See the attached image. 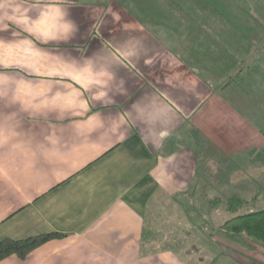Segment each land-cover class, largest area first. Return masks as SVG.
Returning a JSON list of instances; mask_svg holds the SVG:
<instances>
[{
	"label": "crops",
	"instance_id": "1",
	"mask_svg": "<svg viewBox=\"0 0 264 264\" xmlns=\"http://www.w3.org/2000/svg\"><path fill=\"white\" fill-rule=\"evenodd\" d=\"M128 1L69 0L78 25L70 41H37L28 66L0 65L25 82L24 99L49 102L25 111L0 101V238L64 234L0 264H161L165 250L181 264H264L258 242L249 248L245 239L221 233L233 242L222 243L217 234L188 230L184 239L193 243L184 247L170 237L173 221L164 220V209L171 218L193 214L201 155L250 153L260 142L234 99L241 83L255 87L256 59L264 62V41L256 50L260 41L246 12L252 8L225 9L222 2L215 25L200 18L179 27L145 24L139 17L149 9ZM0 36L11 38V30ZM105 68L116 73L112 103L95 99ZM141 98L167 114L139 121L129 110ZM249 109L254 114V102ZM163 128L169 135L161 139Z\"/></svg>",
	"mask_w": 264,
	"mask_h": 264
},
{
	"label": "clouds",
	"instance_id": "2",
	"mask_svg": "<svg viewBox=\"0 0 264 264\" xmlns=\"http://www.w3.org/2000/svg\"><path fill=\"white\" fill-rule=\"evenodd\" d=\"M74 3L69 0H0V33L11 30V38L0 36V65L4 68L28 66L27 54L33 51L37 41L48 44L50 42H68L78 31V25L71 18L70 8ZM131 55V53H130ZM96 56H86L87 61L93 60ZM79 60L80 57H72ZM101 79L95 83L100 86V91L96 93L95 99L103 101L107 99L114 102V97L110 96L109 88L116 78V73L111 68H105L100 73ZM7 85V89H5ZM28 93L23 80L16 79L12 73L0 71V101L5 102V106L11 104H21L25 111L30 109L39 110L48 101L34 102L32 99H24ZM56 112L60 117L58 110ZM139 121L148 123L152 120L159 121L162 115H166L167 109L157 110L143 101L137 100L129 110ZM169 135L167 128L159 131L161 139ZM160 247L159 244L156 245ZM161 264H181L178 256L171 250L158 253Z\"/></svg>",
	"mask_w": 264,
	"mask_h": 264
},
{
	"label": "rangeland",
	"instance_id": "3",
	"mask_svg": "<svg viewBox=\"0 0 264 264\" xmlns=\"http://www.w3.org/2000/svg\"><path fill=\"white\" fill-rule=\"evenodd\" d=\"M236 1L243 7H247L249 9L251 8L248 0ZM222 2L225 3V9L235 8V5L231 2V0H223ZM256 61L258 65L256 67L257 73L255 76H257V78L255 77V87L252 89L250 82L249 84L247 83L245 87H243V83H241L243 89L238 91L241 93L234 99L235 101H239L241 104L239 105L240 108L245 111L244 113L250 116V120L254 122L256 126V140L258 139L260 142L250 149V153L247 151L243 154L237 152L230 156L226 153H221L219 150H208L209 154H207V158L202 160V155L200 158V166H202L203 170V174L200 177L201 187L203 186L204 189V185L206 186V192H208L209 197L222 192L225 196L235 193L245 198L247 201L241 207L240 212H248L264 206V82L259 77V75L262 74L259 70V65H262L263 67H261L264 70V62L263 59H260V57L257 58ZM248 92L252 95L250 98H247ZM253 102L255 103L254 114L253 110L250 112L251 110L249 109L251 104L253 105ZM242 110L241 112H243ZM247 112L252 114H248ZM206 140L208 139L203 137V143H207ZM197 204H200L201 206L205 205V211L203 212L207 214L206 216L209 218L210 224H212L215 228H218L224 220L233 215L231 212L226 210L225 203H222L215 208H211L210 204H208V206L207 202L202 199L199 200ZM169 211L170 210L165 211L164 209V214L167 216V218L164 217V220L169 221L171 219V222L173 221L174 223V226L170 224L168 228L171 230L170 237L176 242L175 244L180 242V244H184V247H188L193 243V239L191 237L188 240L184 239L186 237V231L188 230L195 232V234L204 233L209 235L210 228L204 225V221L198 216L195 209L192 210L193 214L190 217H186V214L180 216L175 212L174 216L171 215V218L167 215V212ZM150 221H152V219H150ZM155 221L158 226H161L163 219L158 218ZM196 223L202 224L201 227H197ZM221 233L222 232L217 231L215 234L223 239L222 243L232 242L231 240L228 241L222 237ZM191 235L193 234L191 233ZM178 239H180V241H178ZM244 239L245 241L242 243L245 245L250 244L248 246L249 248H256V241L250 239L246 235L240 237L241 241ZM251 242H255V244H252ZM244 244H242L243 247L245 246ZM243 247L240 249L246 250V248ZM249 252L251 253L252 251L249 250ZM255 255L259 256V253L256 252Z\"/></svg>",
	"mask_w": 264,
	"mask_h": 264
},
{
	"label": "trees",
	"instance_id": "4",
	"mask_svg": "<svg viewBox=\"0 0 264 264\" xmlns=\"http://www.w3.org/2000/svg\"><path fill=\"white\" fill-rule=\"evenodd\" d=\"M125 0H118V3L123 4ZM221 1V2H218ZM129 0L131 8L136 10L149 9L158 11L157 16L151 17V15L145 12L142 18L139 17L145 24H167L173 22L176 26L197 25L199 19L202 18L204 23L216 24L218 21L217 10L220 8L218 5L223 0ZM236 8L241 10L246 9L241 6L236 0H231ZM251 5V10L247 11V15L250 20L254 21L256 26L257 40L256 50H258L259 43L264 41V0H248ZM221 9V8H220ZM202 11V13H201ZM193 12H197V16ZM219 15V14H218ZM221 16V15H220ZM243 19H247L246 17ZM200 178L195 180V188L191 192L195 210L199 217L203 218L204 225L210 228V235L215 234L217 231L222 232L225 235H229L232 238L242 237L246 235L250 239L264 245V206L248 212H240L241 207L246 203L245 198L232 193L225 196L220 192L217 195L209 197L206 192V186L201 187ZM210 204L211 208H215L222 203H225L226 210L233 215L224 220L218 228H215L210 224L209 218L204 213L205 205L201 206L197 204L199 200ZM209 206V205H208ZM63 233L49 232L30 236L23 239L14 238H0V260L5 257L16 254L22 258L26 257L33 249L40 244L55 237L63 236Z\"/></svg>",
	"mask_w": 264,
	"mask_h": 264
}]
</instances>
